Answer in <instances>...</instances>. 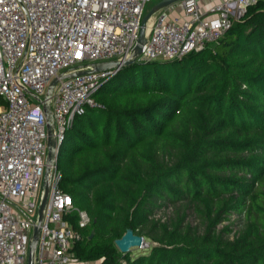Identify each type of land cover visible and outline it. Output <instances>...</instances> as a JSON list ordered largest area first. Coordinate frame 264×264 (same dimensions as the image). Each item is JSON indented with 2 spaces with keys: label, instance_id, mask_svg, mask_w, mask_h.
Returning <instances> with one entry per match:
<instances>
[{
  "label": "trees",
  "instance_id": "1",
  "mask_svg": "<svg viewBox=\"0 0 264 264\" xmlns=\"http://www.w3.org/2000/svg\"><path fill=\"white\" fill-rule=\"evenodd\" d=\"M95 98L58 158L61 189L92 220L73 217L77 260L264 264V1L217 44L125 67ZM128 229L156 246L122 254Z\"/></svg>",
  "mask_w": 264,
  "mask_h": 264
},
{
  "label": "built area",
  "instance_id": "2",
  "mask_svg": "<svg viewBox=\"0 0 264 264\" xmlns=\"http://www.w3.org/2000/svg\"><path fill=\"white\" fill-rule=\"evenodd\" d=\"M154 0H0V264H28L47 168L48 128L43 100L55 79L101 62L131 58L146 6ZM264 0H182L149 23L140 63L173 61L217 44L249 9ZM120 70L59 81L51 101L58 144L95 96ZM58 158L35 264H95L72 253L78 227L92 220L61 189Z\"/></svg>",
  "mask_w": 264,
  "mask_h": 264
},
{
  "label": "water",
  "instance_id": "3",
  "mask_svg": "<svg viewBox=\"0 0 264 264\" xmlns=\"http://www.w3.org/2000/svg\"><path fill=\"white\" fill-rule=\"evenodd\" d=\"M182 0H161L157 3L147 14L145 15L142 24L141 30L139 34V39L137 44L134 48L133 54L130 59L119 62V61H109V62H101L92 65V69L79 72L72 75H61L58 79H55L52 84L50 85L47 94L43 100L44 111L47 117V128H48V156H47V168L46 174L43 183V192L41 197V202L38 209V223L34 227L33 237L30 245V254L28 264H35V254L36 249L38 247V243L40 240V233H41V226L45 218V211L49 199L50 194V187H51V178H52V167L55 165L56 158L60 156V148L61 144H58L57 135H56V127L53 118V112L51 107V101L54 94V90L59 84L60 80L65 78H72L79 75H84L88 73H100V72H107L112 70H121L125 67L132 66L136 63H139V58L142 54V49L147 43V31L150 21L161 11L166 10L170 7L179 4ZM166 62V61H162ZM95 231L92 232L91 238L94 236ZM115 245L117 249L122 254H128L133 249H141L146 246V239L142 236L136 235L132 229H128L125 235L115 241Z\"/></svg>",
  "mask_w": 264,
  "mask_h": 264
},
{
  "label": "rangeland",
  "instance_id": "4",
  "mask_svg": "<svg viewBox=\"0 0 264 264\" xmlns=\"http://www.w3.org/2000/svg\"><path fill=\"white\" fill-rule=\"evenodd\" d=\"M160 1L161 0H154L151 3H149L146 6L145 15L147 14V12H149ZM175 6H176V12L175 13H171V16L173 17V15L174 16L176 15V18H184V13L182 12V10H180V8H181L180 3L179 4H176ZM96 102H97V100H96ZM67 154H68L67 150L66 151L64 150V153L62 155H63V157H65V156H67ZM171 215H172V207H169V208H166V209H162V211L159 212V214L157 215L156 218H164V219H167V217H169ZM192 220H193V218H192ZM155 246H156L155 243H153L150 240H146V246H144L141 249H133L130 252L131 257L135 258V257H138L140 255L149 254V251L153 247H155ZM95 264H101V263L98 261V262H95Z\"/></svg>",
  "mask_w": 264,
  "mask_h": 264
},
{
  "label": "crops",
  "instance_id": "5",
  "mask_svg": "<svg viewBox=\"0 0 264 264\" xmlns=\"http://www.w3.org/2000/svg\"><path fill=\"white\" fill-rule=\"evenodd\" d=\"M215 0H203V3L205 4V5H211L213 2H214ZM180 10H181V8H180ZM176 12V6L174 7V12L173 13H175ZM172 17V16H171ZM173 19H176V15L174 16L173 15V17H172Z\"/></svg>",
  "mask_w": 264,
  "mask_h": 264
},
{
  "label": "bare ground",
  "instance_id": "6",
  "mask_svg": "<svg viewBox=\"0 0 264 264\" xmlns=\"http://www.w3.org/2000/svg\"><path fill=\"white\" fill-rule=\"evenodd\" d=\"M151 22H153V21H151Z\"/></svg>",
  "mask_w": 264,
  "mask_h": 264
}]
</instances>
